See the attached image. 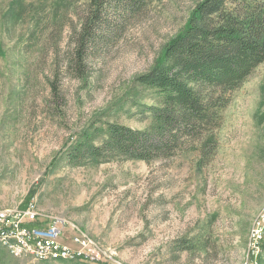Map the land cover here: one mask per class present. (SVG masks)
Returning <instances> with one entry per match:
<instances>
[{"label":"rangeland","instance_id":"obj_1","mask_svg":"<svg viewBox=\"0 0 264 264\" xmlns=\"http://www.w3.org/2000/svg\"><path fill=\"white\" fill-rule=\"evenodd\" d=\"M200 1L160 0L119 37L98 36L81 82L69 64L81 30L76 10L89 0H0V210L33 203L67 222L66 237L91 239L117 264L253 263L251 233L264 212V64L231 94L211 162L190 150L151 163H66L86 132L151 125L146 108L159 95L135 80ZM0 264L93 263L36 262L1 249Z\"/></svg>","mask_w":264,"mask_h":264},{"label":"trees","instance_id":"obj_2","mask_svg":"<svg viewBox=\"0 0 264 264\" xmlns=\"http://www.w3.org/2000/svg\"><path fill=\"white\" fill-rule=\"evenodd\" d=\"M159 1L89 0L84 11L76 10L81 30L74 65L69 64L74 78L83 82L87 77L89 44L98 36L106 41L119 37L129 22ZM263 64L264 0H201L181 34L164 47L162 58L135 80L159 95L156 106L146 108L151 125L134 130L108 124L105 132H86L67 149V165L112 160L151 163L190 150L199 151L203 162H211L231 94ZM50 87L57 98L56 83L51 81Z\"/></svg>","mask_w":264,"mask_h":264},{"label":"built area","instance_id":"obj_3","mask_svg":"<svg viewBox=\"0 0 264 264\" xmlns=\"http://www.w3.org/2000/svg\"><path fill=\"white\" fill-rule=\"evenodd\" d=\"M67 222L64 219L41 215L33 203L26 209L0 210V237L14 243V258L58 259L61 256L93 264H117L115 254L108 253L91 239L66 237ZM69 240L70 243H66ZM253 263H257L260 248L264 244V212L258 217L253 234Z\"/></svg>","mask_w":264,"mask_h":264},{"label":"bare ground","instance_id":"obj_4","mask_svg":"<svg viewBox=\"0 0 264 264\" xmlns=\"http://www.w3.org/2000/svg\"><path fill=\"white\" fill-rule=\"evenodd\" d=\"M6 210H9V209H6ZM257 222H258V219H257ZM257 222H256V224H257ZM254 233H255V226H254V229L252 230V233H251L252 237H253ZM0 246L3 249H5L11 256H14V254H15L14 243H10L7 241V239L0 237ZM253 249H254V245H253ZM70 261H81V260L70 258L69 256H61V257H58V259H48V258L37 259V262H43V263H52V262L63 263V262H70Z\"/></svg>","mask_w":264,"mask_h":264}]
</instances>
